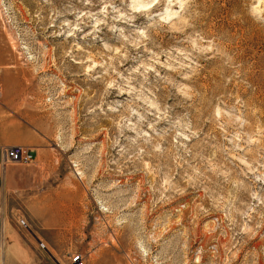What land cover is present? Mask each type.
Returning <instances> with one entry per match:
<instances>
[{
	"label": "rangeland",
	"instance_id": "374dc122",
	"mask_svg": "<svg viewBox=\"0 0 264 264\" xmlns=\"http://www.w3.org/2000/svg\"><path fill=\"white\" fill-rule=\"evenodd\" d=\"M0 93L68 204L37 264H264V0H0Z\"/></svg>",
	"mask_w": 264,
	"mask_h": 264
},
{
	"label": "crops",
	"instance_id": "0c3cea01",
	"mask_svg": "<svg viewBox=\"0 0 264 264\" xmlns=\"http://www.w3.org/2000/svg\"><path fill=\"white\" fill-rule=\"evenodd\" d=\"M44 145L43 137L15 118L7 100L0 93V255L2 264H37L36 240L18 228L14 215L18 211L29 222L47 224L50 230H56L60 223L69 220V216L62 215L59 210L61 206H68L62 199L60 188H56L55 184L53 186L49 181L53 176L54 156L53 152L46 150ZM14 146L31 151L34 156L33 162L28 165L10 164L2 168V149ZM52 236L36 235L47 249L52 244Z\"/></svg>",
	"mask_w": 264,
	"mask_h": 264
},
{
	"label": "built area",
	"instance_id": "2783aa9c",
	"mask_svg": "<svg viewBox=\"0 0 264 264\" xmlns=\"http://www.w3.org/2000/svg\"><path fill=\"white\" fill-rule=\"evenodd\" d=\"M33 160H34V156L31 153V151H29L27 148L14 146V147H5L2 149V161H1L2 168L10 164L28 165L32 163ZM0 217H1V212H0ZM16 222H17L16 224L21 229L25 230L35 238L38 249L44 252L48 251L45 244L33 234L31 230V226H29L28 221L24 215H18ZM70 263L84 264V257L80 253L75 254L74 256L71 257Z\"/></svg>",
	"mask_w": 264,
	"mask_h": 264
},
{
	"label": "clouds",
	"instance_id": "9594fccd",
	"mask_svg": "<svg viewBox=\"0 0 264 264\" xmlns=\"http://www.w3.org/2000/svg\"><path fill=\"white\" fill-rule=\"evenodd\" d=\"M108 6H109V5L105 4L104 7H102V8L100 9V11L103 12V13H105V15H107V13L105 12V9L108 8ZM131 7H132L135 11H140L141 9L150 8L151 6H149L148 4H137V3L134 2V3L131 5ZM116 11H119V10L116 9ZM171 15H175V13H172ZM123 16H124V13L121 12V13H120V16L117 17V18L119 19V18H122ZM170 18H171L170 15H162V16L160 17V19H161V20H164V21H166V20H168V19H170ZM96 23L99 24V23H101V21L97 20ZM105 47H107V45H105Z\"/></svg>",
	"mask_w": 264,
	"mask_h": 264
},
{
	"label": "snow or ice",
	"instance_id": "6c2138e0",
	"mask_svg": "<svg viewBox=\"0 0 264 264\" xmlns=\"http://www.w3.org/2000/svg\"><path fill=\"white\" fill-rule=\"evenodd\" d=\"M154 2H155V0H153V3H154ZM148 5H149V6H152V4H148ZM181 7H183V5H181ZM81 15H82V13H81ZM170 19H171V18H170ZM68 34H69V35H72L71 31H69ZM116 51L119 52L120 50H119V49H116ZM92 67H95V65L93 64ZM108 87H109V88H112L113 85H112L111 83H109V84H108ZM217 114H219V113H217ZM149 127H150V125H149Z\"/></svg>",
	"mask_w": 264,
	"mask_h": 264
}]
</instances>
